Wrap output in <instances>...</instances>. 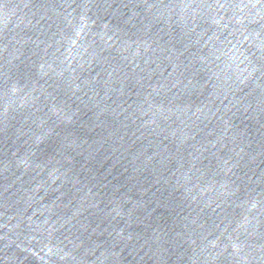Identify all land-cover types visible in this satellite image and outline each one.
Listing matches in <instances>:
<instances>
[{
  "label": "water",
  "instance_id": "95a60500",
  "mask_svg": "<svg viewBox=\"0 0 264 264\" xmlns=\"http://www.w3.org/2000/svg\"><path fill=\"white\" fill-rule=\"evenodd\" d=\"M0 264H264V0H0Z\"/></svg>",
  "mask_w": 264,
  "mask_h": 264
}]
</instances>
